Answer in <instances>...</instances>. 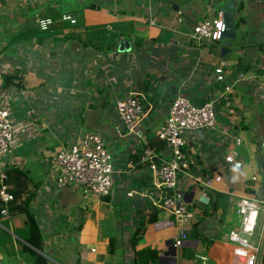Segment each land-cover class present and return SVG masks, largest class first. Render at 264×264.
<instances>
[{"label":"crops","instance_id":"obj_1","mask_svg":"<svg viewBox=\"0 0 264 264\" xmlns=\"http://www.w3.org/2000/svg\"><path fill=\"white\" fill-rule=\"evenodd\" d=\"M229 1L215 0L213 15L222 12ZM232 1L235 38L220 40L216 45L187 34L207 14L209 0H0V34L11 35V43L0 53V57L6 54L8 61L0 64L14 66L23 86L9 91L15 126H22L32 116L37 130L24 138L20 129L5 160L7 168L12 159L23 162L19 165L27 174L21 180L23 201L40 225L43 254L50 264H117L120 258L129 257L136 210L144 207L157 220L146 223L136 249L150 246L159 249L161 255L170 251L174 260L166 264L229 263L234 246L227 234L238 224L239 199L245 196L264 200V98L257 96L249 78L239 77L240 73L261 72L264 0ZM60 12L74 14L79 27L58 22L42 43L28 37L15 41L14 36L23 28L36 27L37 16ZM152 20L154 25L150 24ZM115 31L129 35L114 39V51L81 44L80 36L87 34L94 42L100 33L106 44ZM121 40L128 41L130 49ZM222 44L231 49L225 55L221 54ZM49 65H54V71ZM62 66L75 73L70 75V82L57 87L46 83L48 78H61L55 72L62 71ZM217 67L223 68V82L216 80ZM146 76L152 77L154 91L151 87L144 89ZM43 84L51 95L53 90L62 95L60 104L54 103L59 100L56 97L44 100ZM227 84L232 86L230 105H225L224 100L214 103L217 128L184 133L185 151L198 161L190 171L195 175L219 174L222 179L203 186L184 173L179 175L180 191L197 210V222L203 220L197 225L199 237L192 232L196 222L188 240L174 249V218L156 206L157 214L152 213L151 204L158 192L147 164L141 161L138 145L158 139L157 131L165 123L176 94H184L201 105ZM63 90L70 93L63 94ZM129 94L142 95L146 103L145 115L137 125L138 140L119 132L123 126L116 102ZM51 105L55 108L49 109ZM86 131L105 137L113 156L114 185L106 198L86 197L60 186L51 175V156ZM236 136L243 138L237 147L243 162L240 168L223 160V155L236 147ZM157 151L163 157L170 153L168 146ZM9 183L11 189H16L14 182ZM209 192L213 197L206 216L198 201L208 203ZM263 214L258 232H264ZM28 230L25 212L1 214L0 264H33V258L26 257L22 249L27 244ZM111 237L115 239V253L108 250Z\"/></svg>","mask_w":264,"mask_h":264},{"label":"built area","instance_id":"obj_2","mask_svg":"<svg viewBox=\"0 0 264 264\" xmlns=\"http://www.w3.org/2000/svg\"><path fill=\"white\" fill-rule=\"evenodd\" d=\"M215 0H209L208 11L205 16L187 32L190 38L197 41L216 42L221 40L224 30L222 12L213 15ZM181 21V18H178ZM58 22H67L70 25L77 23V17L69 12L59 14L39 15L35 19L36 28L49 30ZM150 24L154 25L152 20ZM148 34L147 31L143 30ZM16 68L11 64H0V200L3 204L2 215L9 214V203L14 199V193L10 187L5 156L12 150L17 132L23 129L24 138L36 134L35 120L30 116L22 126H15L13 112L10 106V89H17L18 78L14 72ZM260 73H240V78H249L257 92V96L264 98V56L260 64ZM13 73L15 76L9 87H4V75ZM216 80L224 81L222 67H217ZM232 86L227 84L223 90L203 104L194 103L186 95L178 93L169 106L165 123L157 131L158 139L165 141L169 148V156L163 157L155 147L140 143L141 161L147 167L153 178L158 192V198L153 201L159 207L171 214L175 222L172 245L176 249L183 245L189 238V231L197 222V210L187 201L178 187L179 175L184 173L188 177L201 183L203 186H211L212 182L220 181L219 174L204 175L193 174L190 169L198 166L194 155L185 151L186 138L184 133L192 132L197 128L214 130L217 128V115L214 103L224 100L225 105L231 103ZM116 110L122 120V136H137V125L145 115L146 103L144 97L139 94H129L116 102ZM235 148L223 155L227 165L240 168L243 166L239 159L237 147L243 142V138L236 136ZM23 162L12 159L9 166L22 165ZM51 175L55 181L63 187L82 193L84 196H107L112 194L113 173L115 166L112 153L107 147L105 137L94 131L84 132L74 143L63 144L49 159ZM16 166V167H17ZM131 194V193H130ZM239 214L238 224L233 226L227 234L229 242L234 246L231 259L228 264H257L260 253L263 232H258L261 212L264 213V200L242 196L237 205ZM264 215V214H263ZM258 232V233H257ZM15 264H30L20 261Z\"/></svg>","mask_w":264,"mask_h":264},{"label":"trees","instance_id":"obj_3","mask_svg":"<svg viewBox=\"0 0 264 264\" xmlns=\"http://www.w3.org/2000/svg\"><path fill=\"white\" fill-rule=\"evenodd\" d=\"M69 24V23H68ZM70 25V24H69ZM73 27H79L78 26V19L77 23L75 25H71ZM56 25H54L51 29L49 30H39L36 27H26L23 28L20 34H17L14 36L15 41L20 42L24 37L28 38H34L37 43H42L44 42L48 37L52 35L53 28H55ZM77 34H69V37L71 36H76ZM120 35H129L128 33H124L121 31H115L111 34V39L105 44L104 41H102V34L100 33L98 37L96 38V41L92 42L91 39L85 35L83 38L80 36V41L81 44L83 45H91L93 48L98 49V50H107V51H114L116 49V45L114 42V39L117 38ZM219 43V41H216V45ZM62 71H57L55 72V75H60V77L56 78H48L46 83H54V85H61L65 86L67 83H69V77L70 75H75V73L69 71H66L64 69V66ZM49 68L54 71V65H49ZM13 73H9L7 75H4V87H9L13 81L14 78ZM152 77L151 76H146L144 80V89L147 90L149 87L152 88V91H154L155 87L152 86ZM45 84V83H44ZM42 85L44 87L43 90V96L44 100H50L54 99L55 97L58 98L59 100H55L54 103L57 104L60 101V98L62 95L57 94L56 90H53V95H51L50 92L47 91L45 85ZM18 88H22V84L20 81L16 83ZM57 87V86H56ZM64 88V87H62ZM64 91V90H63ZM70 93L69 90L64 91V93ZM149 145L153 146L156 148V150H159L160 148L166 147V142L162 141L160 139L157 140H149ZM7 173H8V181L14 182L16 189H12L14 193V199L9 203L8 210L11 214H16L20 212H25L27 214V222L29 226L28 230V236L26 237L27 244L23 245L22 249L24 252V255L26 257H32L33 258V264H50V261L48 260V257L43 254V251H45V243H44V236L42 234V230L40 228V225L36 219L35 214L28 209L27 205L24 204V197L23 194L25 193L24 186L21 182L22 179L27 178L26 171H24L22 168L15 167V166H10L7 168ZM210 193V201L208 203H203L202 201H198V203L202 206L203 208V214L204 215H209L211 211V201H212V192ZM104 196L103 198L108 197ZM198 203L195 202L196 205ZM3 208V204L0 200V218H1V209ZM151 208L154 210L152 213L158 212V209L155 207V205L151 204ZM145 207L142 209H137V217L134 220L135 224V232L134 236L131 238V254L129 257H123L117 260V264H166V263H171L174 260V254H172L170 251H167L165 254L161 255L160 250L157 248H152L150 246H144L142 248L136 249V245L139 243V241L143 237V233L145 231V226L147 222H155L157 220V216L155 215H150L145 211ZM203 218L199 219L196 225L194 226L193 233L194 237H199V231L197 230V225L199 224L200 221H202ZM115 239L114 237L110 238L108 250L112 253H115V246L114 243ZM174 248V247H173ZM175 249V248H174Z\"/></svg>","mask_w":264,"mask_h":264},{"label":"water","instance_id":"obj_4","mask_svg":"<svg viewBox=\"0 0 264 264\" xmlns=\"http://www.w3.org/2000/svg\"><path fill=\"white\" fill-rule=\"evenodd\" d=\"M222 17H223V23H224V30L222 31L221 34V39H230L233 40L235 38V26H234V2L230 0L227 2L223 8H222ZM124 46L127 49H130L129 47V42L126 40H121ZM231 49L230 47H227V45L222 44L221 45V54L225 55L226 52H229ZM206 128H197L194 131H200L204 130ZM202 200H205V197L203 196L201 198ZM264 251V232H263V237H262V242H261V248H260V253L258 256L257 264H261V259Z\"/></svg>","mask_w":264,"mask_h":264},{"label":"rangeland","instance_id":"obj_5","mask_svg":"<svg viewBox=\"0 0 264 264\" xmlns=\"http://www.w3.org/2000/svg\"><path fill=\"white\" fill-rule=\"evenodd\" d=\"M4 30V29H3ZM6 31V30H5ZM1 36H0V53L4 50V49H6L7 47H8V44H10L11 43V41H9L8 42V39L10 38V36L11 35H9L8 34V32H4V33H1L0 34ZM8 35H9V37H8ZM5 61H8V59H7V55L5 54L3 57H0V63H3V62H5ZM54 94V93H53ZM57 104H60V101H59V103H57ZM56 104V105H57ZM55 108V106L54 105H51V107H49V109H54ZM59 119H60V114H59ZM75 117V116H74ZM79 118V117H78ZM33 143H35V140L34 141H32V144Z\"/></svg>","mask_w":264,"mask_h":264},{"label":"clouds","instance_id":"obj_6","mask_svg":"<svg viewBox=\"0 0 264 264\" xmlns=\"http://www.w3.org/2000/svg\"><path fill=\"white\" fill-rule=\"evenodd\" d=\"M222 40V39H221Z\"/></svg>","mask_w":264,"mask_h":264}]
</instances>
